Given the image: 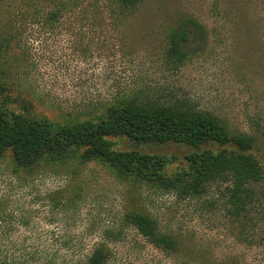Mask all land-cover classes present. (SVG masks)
Masks as SVG:
<instances>
[{"label": "rangeland", "instance_id": "374dc122", "mask_svg": "<svg viewBox=\"0 0 264 264\" xmlns=\"http://www.w3.org/2000/svg\"><path fill=\"white\" fill-rule=\"evenodd\" d=\"M213 2L145 0L141 11L124 16L111 11V0H0L7 106L65 122L97 116L118 95L177 96L215 112L232 130L262 135L256 122L264 127V14L254 18L252 38L245 31L253 25L219 20ZM183 14L204 22L209 39L188 43L193 54L174 68L164 52ZM112 139L119 150L174 157L171 169L192 150ZM14 165L8 150L0 158V264H85L102 241L112 247L108 264H264L263 215L231 213L230 182L179 198L121 181L95 160L72 158L27 172ZM130 210L150 214L180 241L179 251L148 243L124 220Z\"/></svg>", "mask_w": 264, "mask_h": 264}, {"label": "trees", "instance_id": "16d2710c", "mask_svg": "<svg viewBox=\"0 0 264 264\" xmlns=\"http://www.w3.org/2000/svg\"><path fill=\"white\" fill-rule=\"evenodd\" d=\"M144 1L111 0V11L124 16L137 14ZM213 4L211 10L219 20H246L253 25L245 31L248 36L258 35L254 18L264 14V0H214ZM167 39L165 62L177 68L193 54L186 45L196 39L207 42L209 29L198 18L183 14L170 28ZM4 51L0 40V158L11 150L16 171L64 164L72 158L95 160L108 166L121 181L152 184L173 191L179 198L201 195L211 183L230 182V212L243 218L259 212L264 218V158L261 160L257 153L260 134L232 130L215 112L199 109L177 96L118 95L97 116L65 122L18 112L7 106ZM256 126L264 137L262 122ZM120 136L136 142H175L192 150L185 154L183 163L171 169L175 162L172 156L115 148L112 138ZM124 220L158 250L167 254L179 251L180 241L162 232L145 211H127ZM112 253L110 243H97L85 264H108Z\"/></svg>", "mask_w": 264, "mask_h": 264}]
</instances>
